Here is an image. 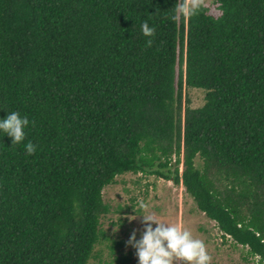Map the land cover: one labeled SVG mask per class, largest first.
Instances as JSON below:
<instances>
[{"label": "trees", "instance_id": "trees-1", "mask_svg": "<svg viewBox=\"0 0 264 264\" xmlns=\"http://www.w3.org/2000/svg\"><path fill=\"white\" fill-rule=\"evenodd\" d=\"M213 3L0 0V118L34 122L20 144L0 133V264H130L105 221L131 208L103 191L140 172L181 181L264 262V0Z\"/></svg>", "mask_w": 264, "mask_h": 264}, {"label": "rangeland", "instance_id": "rangeland-1", "mask_svg": "<svg viewBox=\"0 0 264 264\" xmlns=\"http://www.w3.org/2000/svg\"><path fill=\"white\" fill-rule=\"evenodd\" d=\"M185 4L186 7H191L192 4H203L209 9L211 14L216 16L220 13L213 0H185ZM204 93L201 89L185 88L183 100L188 96L192 106L198 107L204 102ZM173 170L174 168L172 167ZM182 170L181 156L179 174ZM137 179H139V184L136 183ZM103 198L113 210L117 209L118 206L122 208L129 206L131 208L128 214L126 211H120L114 213L105 221V229L108 230L110 236L113 238L129 239L130 234L134 230L137 233L136 227L139 226L142 220L140 215H143V213L144 215L152 214L158 221L168 226H178L184 230H188L194 239L202 240L208 254L211 256L209 264H264L258 262V257H252L247 254L248 247L235 246L233 245V241H229L228 239H226L227 242H222L215 222L206 218L201 211L193 206L192 198L186 194L181 181L179 184H174L172 180H165L154 174L151 175L143 172L138 174L127 173L118 176L114 184L104 189ZM145 201H150L151 205L148 204L145 209L135 213L134 211L140 207V203ZM118 215L126 218L123 229L118 221ZM133 217L135 219H132ZM167 218L171 221H166ZM129 219L132 220L130 221ZM130 225H132V229L130 228L128 231ZM143 227L144 225H142ZM137 237L139 239L138 234ZM120 251L123 253L131 251L132 259L130 264H138L135 249L130 245L120 247ZM90 264H93V262L91 261ZM99 264L102 263L99 262ZM175 264H185V262L183 260H176Z\"/></svg>", "mask_w": 264, "mask_h": 264}, {"label": "clouds", "instance_id": "clouds-1", "mask_svg": "<svg viewBox=\"0 0 264 264\" xmlns=\"http://www.w3.org/2000/svg\"><path fill=\"white\" fill-rule=\"evenodd\" d=\"M196 7L195 4H192L191 7H184L182 10L191 16L195 14ZM142 32L145 36L152 37L155 28L144 23ZM146 43L151 45L152 41L149 39ZM30 123L34 122H30L26 116H22L19 112H8L5 117L0 118V133L11 138L12 144H20L26 139L25 130ZM25 149L28 155H32L36 151V145L28 142ZM139 206L142 209L147 207L144 203H140ZM140 216L144 227L139 239H137V233L134 230L127 241V244L135 249L138 264H175L176 260H183L185 264H209L211 261L204 242L194 239L188 230L178 226H168L158 221L152 214ZM255 257L260 259L259 255Z\"/></svg>", "mask_w": 264, "mask_h": 264}]
</instances>
